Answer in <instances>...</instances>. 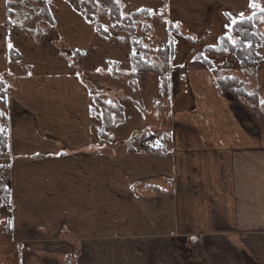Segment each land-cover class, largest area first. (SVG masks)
<instances>
[{
    "label": "crops",
    "instance_id": "1",
    "mask_svg": "<svg viewBox=\"0 0 264 264\" xmlns=\"http://www.w3.org/2000/svg\"><path fill=\"white\" fill-rule=\"evenodd\" d=\"M15 1L0 0V79L10 85L13 233L7 240L13 235L26 241L27 227L46 230L52 240L65 225L89 246L82 264L107 253L103 242L121 240L162 242L169 257L162 264H171L178 242L190 239L200 242L189 249L197 264H264V125L218 87L208 68L197 66V54L181 56L177 50L187 42L192 48L207 30L176 27L182 22L173 24L168 15L176 0H120L126 15L152 11V36L117 29L104 5L109 23L99 15L92 22L69 0H46L54 18L49 29L39 0H21L9 26L8 4ZM178 1L185 11L186 1L200 0ZM224 14L223 31L213 42L232 27ZM157 17L164 22L161 30ZM136 40H149L157 49L170 46L173 87L159 113L131 105L127 121L132 119L133 130L126 138L117 135L121 124L114 138L101 141L88 79L117 103L127 89L114 83L127 79L130 87L127 74L140 55ZM209 44L214 45H204ZM9 48L20 59H9ZM163 77L161 71L136 73L132 100L159 103ZM149 117L154 125L144 124ZM143 132L155 134L151 145L156 142L164 157L146 151ZM255 242L259 246L251 247Z\"/></svg>",
    "mask_w": 264,
    "mask_h": 264
},
{
    "label": "rangeland",
    "instance_id": "2",
    "mask_svg": "<svg viewBox=\"0 0 264 264\" xmlns=\"http://www.w3.org/2000/svg\"><path fill=\"white\" fill-rule=\"evenodd\" d=\"M181 3L182 2L178 0H176L175 2H171V6L174 7V9L173 11L171 10L172 13L170 12L168 15L171 14L172 16L171 20L173 21V24H176L174 23V21L178 20L182 22L181 26L176 25V27L178 28L182 26L185 27L199 26L198 30L205 29L207 31L201 33L202 38H199L198 41L195 44H193L192 48H191V43L188 42L182 43L183 45H180L179 49L177 48V50L180 52L179 55L182 56L186 52L190 54L191 53L197 54L196 60L200 62L197 63L198 64L197 66L200 69L202 67L206 69L208 68V70H210L213 73L216 79V83L220 89L221 86L219 81L221 79H224L227 76L239 79L241 81L242 86L246 90H248L251 94H257L258 97L261 99V103L258 104H256V101L254 99L253 100L243 99V100L247 102L248 105L246 106L252 117L258 121L261 120V124L264 125V19L256 25L254 30V33L257 35V37H259L258 39H260L259 44L257 43L258 44L257 54H259V56H262L261 57L262 59L258 56L260 58L258 64L254 66L249 65L243 67L240 63V60L237 58L235 52L231 50H226L223 54H216L209 52L207 49L210 46L218 47L219 45L220 40L218 42H213V40L215 35H218L223 31V21L225 16L224 13L228 12L229 15L228 18L232 23H234L235 21L240 20L244 17L251 16L258 12L264 11V0L186 1L185 6H187L188 9L187 10L185 9V11H182L181 8H179ZM78 6L84 9L82 3L78 4ZM101 6L102 4L98 7V10L94 14V17L97 19L99 15L101 20L105 19V22L103 21L104 23H109V20L106 19V15H105L106 13L104 12ZM107 10H108L107 14L109 15V9ZM124 11L125 9H123V14ZM194 16L197 17L196 20L194 19ZM156 20L159 22L158 25L161 30L164 22L160 17L159 18L157 17ZM110 22H112L111 19ZM143 24H144L143 19H141L140 22L138 23V28L135 33L139 32L140 30L143 31L142 29ZM209 28L211 31L209 30ZM189 29L193 30L191 28ZM190 30H188L187 32H190ZM147 33H150V30ZM149 35L152 36L153 33H150ZM224 36L230 37L231 40L235 41L239 37V33L232 32V27H231V29L227 31L226 35ZM153 39H155L154 41L158 42L157 38H153ZM142 42L144 49L138 50L141 55V56L138 55V57L142 59H146L150 61L152 64L157 65L159 67V71L164 73V76H166L167 72L165 71V68L166 69L168 68L164 66L165 63L162 56L157 54L158 47L150 43L149 40L147 41L143 40ZM206 43H211L214 45H210V44L204 45ZM167 47H168L169 55H171L170 53L171 48L169 45ZM190 54H188L189 55L188 58L191 57ZM159 60L161 61L160 64L163 65H158ZM205 60L211 62V64L215 67L216 70L215 73L213 72V70H211L210 67H208V65L206 64L208 62ZM180 61L181 59H178L173 67L177 66L178 62ZM171 66L172 65L170 63V56H169V77H170ZM142 73L150 74L154 72H142ZM88 81H90L92 84L91 87L92 95L94 94L95 96H99L103 100L104 104L107 105L110 104L115 107L121 106L124 110L123 119L120 121V123L117 125V128L114 131H110L107 133L106 138H114L116 136V134L114 133L121 124H124V128L120 131L119 134L117 133L118 136L121 135L122 137L126 138L127 137L125 136L126 132L133 130L130 129L133 125L130 122L132 119L129 121V123L127 121L128 117L132 115L129 112L130 111L129 109H132L131 107L132 104L141 107L142 110H147V109L155 110V112L159 113L163 108L162 105L163 98L169 94L168 93L164 95L162 93V88H161L160 96L158 97V99L160 100H157L159 101V103L157 104L143 103V102L141 103L138 100L134 101L132 100L134 94L131 93L132 92L131 89L138 90V85L136 80H135V85H133L130 82L129 85L130 87H128L127 85L128 80L121 79L120 81L115 82L114 85H116V87L119 88H125L127 89V91L122 93L123 96H118L116 98L117 103H115L107 93H103V91H101L102 89H97V86L95 85L96 81L94 79L92 80L88 79ZM107 81L109 84L112 83L109 79ZM186 84L188 85V82H186ZM172 87L173 86H171V81H170L169 84L170 92ZM115 92L117 94L119 93L117 89H115ZM224 92L230 93V91H224ZM9 99H10V94H9ZM93 102H94V106L96 108L98 107L97 113L94 111V115L97 116L102 123V120L100 118L101 108L100 106H98L97 103H95L94 98H93ZM254 108H256L257 110L255 114L254 112H252ZM154 122L156 121L152 120V117H149L147 120L144 121V124H149L150 126L152 124L154 125ZM127 123L128 125H126ZM143 136H145L146 138L148 137L146 132H143ZM121 148H122L121 146H118V149ZM152 148L161 149V147H159V145H157L156 142L154 143V146ZM132 149L134 150V148ZM128 150L129 152H132L131 148ZM8 161H9V154L0 155V239L5 238L4 243L0 242V264H82V262L86 261L84 259V254H85L84 250L86 249V246L87 247L89 246L85 244L86 242H83L75 234L70 232L65 225H62V230L52 240H47L46 238H50L48 237L47 231L40 229L38 227H27L26 233L28 239H26V241L13 240V235H11V241L7 240L8 234L13 233V198L10 187V184L12 182L10 183V177H9L10 171L8 167ZM154 243L151 242L152 245L150 246L147 242H141V241L136 242L133 240H121L119 242H103L102 248L104 250H107V253H104L105 255L101 256L100 258L97 256L94 257V259L92 258L90 264H162L163 260L167 259L168 261L169 257H166V255L163 256L162 242L160 244H157L158 242H154ZM236 244L239 248H243V247L248 248L246 242H244V246L242 242H236ZM259 244L260 242H255L256 246L252 245L251 247H258ZM262 244H264V242ZM199 245L200 242H198V239L196 240V242L191 239L187 241L185 240L182 242H178V246L177 248H175L176 252L174 258L172 259H174L175 263L176 261H181L182 264H188L189 262H190L189 264H197L198 261L197 260L195 261L196 254H193L191 251H189V249L193 250L194 248H197V246Z\"/></svg>",
    "mask_w": 264,
    "mask_h": 264
},
{
    "label": "trees",
    "instance_id": "3",
    "mask_svg": "<svg viewBox=\"0 0 264 264\" xmlns=\"http://www.w3.org/2000/svg\"><path fill=\"white\" fill-rule=\"evenodd\" d=\"M74 5L78 6V4L83 5L84 10L86 12V16L92 22L96 21L94 14L98 10V7L102 4L109 9V17L112 20L114 27L120 30L128 31L134 34L138 28V23L141 19H143L144 24L142 25V29L145 32H148L151 29V20H152V11L150 9H143L139 11H135L129 15L123 14V5L120 0H69ZM38 5L40 7V16L43 20L44 28L49 29L54 24V18L50 11L49 6L47 5L46 0H39ZM21 6V0H16L15 2H11L8 4V20L9 26L13 24V18L16 16V12ZM264 19V11L258 12L254 15L245 17L243 19L237 20L232 25V32H238L239 37L233 41L230 37L222 36L220 38V42L218 47H208V51L216 54H223L226 50H231L236 53L237 58L240 60V63L243 67L246 66H254L258 64L259 59L262 56L257 54V48L260 39L254 33L256 25ZM100 31L103 32L102 26L97 25ZM258 43V44H257ZM136 50L144 49L143 42L140 40H136L135 44ZM8 58L17 61L20 59V55L15 52L13 49L9 48L7 50ZM157 54L162 56L164 59L165 71L167 72L166 76L162 78V93L168 94L169 92V51L167 47L160 48L157 50ZM260 58H259V57ZM262 59V58H261ZM82 60L79 57L78 61ZM207 61V60H205ZM206 63L208 67L213 70L215 73V67L211 64V62L207 61ZM159 71V67L155 64H152L150 61L146 59H142L138 56H134L133 61V70L127 76L130 79V82L135 85L134 76L139 72H155ZM220 80V79H219ZM221 89L224 91H230V93L243 105H248L245 101L255 100L256 104L261 103V99L257 94H251L248 90H246L239 79L226 77L219 81ZM9 93H10V85L8 81L4 79H0V112L3 115H0V155H7L10 151V119L7 112L8 104H9ZM245 99V100H243ZM95 103L98 104L101 108L100 118L102 120V131L100 132L101 141L106 139L107 133L110 131H114L117 128V125L123 119L124 110L121 106H113L110 104H104L103 100L99 96H94ZM252 110V109H251ZM256 108L252 110L254 114L256 113ZM155 134L149 135L147 138L141 141L142 146L160 156L164 157L165 154L161 149H153L154 145H151L153 140L155 139ZM152 148V149H151ZM131 151H134L131 148Z\"/></svg>",
    "mask_w": 264,
    "mask_h": 264
},
{
    "label": "snow or ice",
    "instance_id": "4",
    "mask_svg": "<svg viewBox=\"0 0 264 264\" xmlns=\"http://www.w3.org/2000/svg\"><path fill=\"white\" fill-rule=\"evenodd\" d=\"M10 47H11V45H9ZM0 115H3V113L2 112H0Z\"/></svg>",
    "mask_w": 264,
    "mask_h": 264
}]
</instances>
